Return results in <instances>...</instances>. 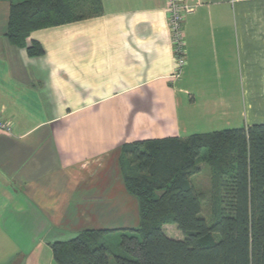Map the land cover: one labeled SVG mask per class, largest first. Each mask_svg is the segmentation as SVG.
<instances>
[{
	"label": "crops",
	"instance_id": "0c3cea01",
	"mask_svg": "<svg viewBox=\"0 0 264 264\" xmlns=\"http://www.w3.org/2000/svg\"><path fill=\"white\" fill-rule=\"evenodd\" d=\"M101 2L25 46L8 40L0 2V264H55V242L138 228L125 144L264 124V0H204L188 15L179 80L167 0Z\"/></svg>",
	"mask_w": 264,
	"mask_h": 264
},
{
	"label": "trees",
	"instance_id": "16d2710c",
	"mask_svg": "<svg viewBox=\"0 0 264 264\" xmlns=\"http://www.w3.org/2000/svg\"><path fill=\"white\" fill-rule=\"evenodd\" d=\"M0 2L10 5L6 36L16 46H25L34 31L102 13L101 0ZM28 53L38 57L44 50L32 42ZM202 161L212 169L210 221L205 197L192 183ZM122 166L140 226L120 236L117 253L107 238L118 230H87L55 242V264H264V124L125 144ZM167 225L183 239L169 238Z\"/></svg>",
	"mask_w": 264,
	"mask_h": 264
},
{
	"label": "built area",
	"instance_id": "2783aa9c",
	"mask_svg": "<svg viewBox=\"0 0 264 264\" xmlns=\"http://www.w3.org/2000/svg\"><path fill=\"white\" fill-rule=\"evenodd\" d=\"M203 2L204 0H167L168 25L176 61V68L172 76L174 80L182 78L187 66L184 23L187 16L194 13ZM0 129L10 133L11 125L0 119Z\"/></svg>",
	"mask_w": 264,
	"mask_h": 264
},
{
	"label": "rangeland",
	"instance_id": "374dc122",
	"mask_svg": "<svg viewBox=\"0 0 264 264\" xmlns=\"http://www.w3.org/2000/svg\"><path fill=\"white\" fill-rule=\"evenodd\" d=\"M206 150H202V154H205ZM201 172L194 176L192 179L193 185L196 187L199 194L203 195L205 200L203 201V215L210 221L211 218V198H212V169L204 163L200 162ZM166 235L170 238L181 240L183 236L176 226L167 225L164 228ZM124 233H129L127 230H118L111 234L107 238V245L113 253L118 252L117 244L120 241V236Z\"/></svg>",
	"mask_w": 264,
	"mask_h": 264
}]
</instances>
